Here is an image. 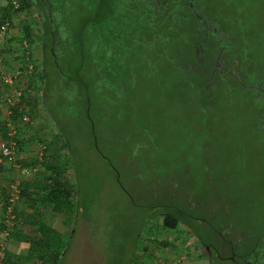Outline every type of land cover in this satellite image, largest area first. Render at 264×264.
Segmentation results:
<instances>
[{
  "label": "rangeland",
  "instance_id": "obj_1",
  "mask_svg": "<svg viewBox=\"0 0 264 264\" xmlns=\"http://www.w3.org/2000/svg\"><path fill=\"white\" fill-rule=\"evenodd\" d=\"M44 1L49 2L51 16L60 21L58 31L65 29L59 19L58 0H43L40 6ZM224 1L210 3L221 10L224 20L220 21L227 26L232 5ZM233 1L243 3V29L249 31H245L248 40L256 43L262 63L264 0ZM5 2L0 0V11ZM32 13L15 14L9 29L25 21L38 33V13ZM33 46L41 58L38 39L28 45L30 51ZM37 64L42 70L40 59ZM46 64L49 81L44 102L55 108L52 114L66 143L53 156L68 162L66 180L76 189L72 198L76 212L71 205L65 215L48 210V215L38 219L18 216L14 230L34 239L42 230L40 226H52L60 234L59 264H232L225 257L229 244L237 254L249 255L261 240L258 232L264 223V137L257 130V108L250 88L240 83L238 89L221 90L219 97L214 98L213 93L208 96L211 99L200 101L196 89L182 82L181 74L175 75L167 61L156 60L149 80L140 81L138 75L132 93L116 103L120 119L109 115L113 106H100L102 99L98 98L90 102L87 120L85 100L68 93L65 101V93L58 92L64 87L49 55ZM37 85L39 99L34 100L31 114L35 125L39 123V130L44 131L40 140L44 138L51 148L52 135L56 137L59 130L49 123L51 115L43 106L42 76ZM19 174L14 170L8 181L21 183ZM25 176L42 182L46 169ZM31 188V194L37 195L38 186ZM153 211L179 213V223L173 229L157 226L161 215L151 218ZM193 230L206 235L216 232L223 242L222 256L209 257L210 261L204 255L196 256L202 247ZM160 240L168 243L160 246ZM5 243L7 251L17 249L10 238ZM25 245L29 244L21 246ZM25 264H40V260Z\"/></svg>",
  "mask_w": 264,
  "mask_h": 264
},
{
  "label": "trees",
  "instance_id": "obj_2",
  "mask_svg": "<svg viewBox=\"0 0 264 264\" xmlns=\"http://www.w3.org/2000/svg\"><path fill=\"white\" fill-rule=\"evenodd\" d=\"M14 1L15 5L12 0H7L3 5L0 11V24L6 19L13 24L12 18L18 13L29 11L32 15L33 10L38 13L40 22L38 33L35 34L34 29L25 21L19 23L20 26L16 24L19 31L17 44L24 40L29 45L38 39L43 50L40 58L43 71L38 69L39 65L34 61L30 51L28 56L33 62V69L30 74H23L25 79L22 85L26 84L23 85L20 102L13 109L12 119L19 114L18 108L30 117L28 104L31 103V107L34 108L32 102L39 99L36 94L38 85L34 80L42 76L43 106L51 115L49 123H53L60 131V126L56 124L57 119L52 114L55 108L52 104L44 102V96L48 94L44 89L46 90L49 81L46 72L47 55L52 58L58 82L64 87L58 92L65 93V96L63 95L65 101L68 99V93H73L72 96L76 94L85 100L87 120L90 102L98 98L102 99L100 106H113L109 115L113 113V118L120 119L116 103L125 95L132 93L137 86L138 75L141 76L140 81L149 80L150 72L156 68L158 60L162 64L167 61L168 66L174 69L175 75L181 74L182 82L196 89L200 101L203 98L211 99L208 96L213 93V97L217 98L219 91L237 88L240 83L245 84L250 88V96L257 108V130L264 137V62L260 63L257 45L248 40L245 32L247 30L243 29V3L233 0L223 2L232 5L230 22L226 21L227 26H223L220 21L224 20L223 14L216 6L214 9L210 3L212 0H71V2L58 0V13L61 14L59 19L65 27L58 31L60 21L57 22L56 18L51 16L52 11L47 8L49 2L44 1L42 7L40 4L43 0H37L36 4L31 0ZM72 3L80 4L82 8H79L80 5L71 8ZM210 4L212 8H209ZM209 10L215 11L214 15L210 14ZM235 29L237 33H234ZM237 29L240 30L239 33ZM239 34L242 36L241 40L236 38ZM10 40V36L6 38V45L1 48L4 55L10 50L8 44ZM24 56V52L16 54V58L20 60ZM73 62L76 63L75 67ZM61 96L58 97L62 99ZM67 106L73 108L71 104ZM0 128V137H5L6 129L3 122ZM17 130L19 132V128ZM59 131L56 137L54 136V143L51 146L57 147V151L66 147L63 134ZM59 138L62 139L60 142L57 141ZM18 143L19 137L17 145ZM49 148L46 146L45 150ZM67 163L65 159H59V156L52 158L51 155L47 161L44 158L42 164L47 175L43 184L38 187L39 194L32 198L42 206H50L52 212L63 215L71 205H74L76 212V200H72L76 189L66 180L65 172L69 169ZM24 191L25 188L20 187L19 198L26 194ZM5 203L6 201L3 206ZM151 214L153 215L151 218L157 214L161 215L160 223L156 224L164 229L175 228L180 220L179 213L153 211ZM19 216L26 218L31 217V214ZM14 221L18 223L16 214ZM261 226L262 230L258 232L261 240L256 241L249 253L252 264H264V223ZM40 227L42 230L34 239H29L26 234L14 230L15 225L9 227L7 238L24 241L29 245L24 256L5 249L3 264H25V261L34 258H39L40 264H59L60 234L51 227L44 225ZM4 228L1 220L0 231ZM193 234L200 246L204 247L207 244L203 234L194 230ZM167 243L160 240V246Z\"/></svg>",
  "mask_w": 264,
  "mask_h": 264
},
{
  "label": "built area",
  "instance_id": "obj_3",
  "mask_svg": "<svg viewBox=\"0 0 264 264\" xmlns=\"http://www.w3.org/2000/svg\"><path fill=\"white\" fill-rule=\"evenodd\" d=\"M12 3L15 5L14 0H12ZM11 24L12 23L7 19L0 24V111H2L3 123L6 129L5 137H0V165L10 163L20 168L21 171H24V169L16 163L14 153L18 146L17 138L19 137V132L17 129L29 123L30 117L20 108H18L19 114L15 116V119L11 117H13V109L17 107L20 102V97L22 96V81L25 79L23 74L31 73L33 62L31 57L28 56L30 50L28 44H26L24 40L19 42L20 47L16 44V51L9 50L6 52V55L1 53V48H4L6 45L5 40L10 35L9 28ZM21 52H24L25 56L21 60L18 59V62L15 63L13 58L16 57V54H20ZM3 89L5 93H2ZM40 148H44V144H41ZM32 170H35V168H32ZM7 189L8 195L1 217L5 228L0 231V264H3L2 259L6 249L5 242L8 229L13 225L17 226V223L14 221L12 207L15 201L19 199V182L17 180L10 181L7 184Z\"/></svg>",
  "mask_w": 264,
  "mask_h": 264
},
{
  "label": "crops",
  "instance_id": "obj_4",
  "mask_svg": "<svg viewBox=\"0 0 264 264\" xmlns=\"http://www.w3.org/2000/svg\"><path fill=\"white\" fill-rule=\"evenodd\" d=\"M9 34H10L9 36L11 38V40L8 41V44H10V50L16 51L17 49L15 46L18 42L17 37L19 36V31L15 26H13L11 28V30L9 29ZM31 54H32L31 56L33 57L34 61L36 63H38L39 59H40V57H39L40 54H37V49L34 46H33V51L31 50ZM13 60L15 63L18 62V59L16 57H14ZM34 83L36 84V79L34 80ZM25 84L26 83H24L23 85H25ZM32 104H33V102H32ZM28 110H29V115H30V122L24 126L19 127V143H18L17 149L15 150V153H14L16 163H18V165L21 168H23L24 171H21L20 168H17L13 164H10V163H4V164L0 165V181H4V180L6 181L5 183L0 182V218L2 217L4 201L6 200V197L8 195L7 184L9 182L8 181L9 179H7V176H9V174L12 172L14 173V170L18 171L20 173L19 175H22L21 178L23 180L21 181V183H19V185H20V187L25 188L24 192H26V194H25L26 197H25V195L21 196L20 197L21 199L17 201V204H15V203L13 204V207H12L13 213L18 215V216H19V214L20 215L31 214V217H33V218L36 217V219H38L40 217H44L45 214L48 215V212H47L48 210L51 211L50 206H42L37 202V200L35 201V199L34 200L32 199V198H35L36 194H31V189H32L31 186L37 185L39 187L41 184H43L44 181L39 182L37 179L38 177L36 179H31L30 176H25V175L30 174V172L34 173L35 171H38V169L40 170V168H42L44 170L45 167L42 164L43 159L41 156H42V154H44L43 158H45V154H46L45 151H47V158H45L46 161L50 160L51 155L53 158L54 157L53 155L56 154L58 151L56 150V147H51L49 149L50 151L45 150L46 146H47V142L44 141L45 140L44 138H42V140H40L41 137H44V136H42L44 134V131L39 130V129H41L39 127V123L37 125H35L36 122L34 123L35 117H33V114H31L33 111V108L31 107V103H30V105L28 104ZM2 122H3V114H2V111H0V125ZM0 130H1V128H0ZM53 135H54V133H53ZM53 135H52V137H54ZM52 140L54 141V139H52ZM52 143H54V142H52ZM41 144H44V148H42V149L40 148ZM40 159H42V160L40 161ZM32 168H35V170H32ZM38 194H39V190H38ZM28 197H30V198H28ZM20 202L23 203V206H20L18 204ZM48 207H49V209H48ZM51 228H52V226H51ZM21 233L24 234L23 232H21ZM11 240L13 241L12 244L17 249L13 250V252L8 249L9 252L16 254V255H21V256L26 254L28 246H26V245H25V247L21 246V245L27 244L26 242L13 240V239H11ZM12 244H10V246ZM18 246L22 247V249H19Z\"/></svg>",
  "mask_w": 264,
  "mask_h": 264
},
{
  "label": "flooded vegetation",
  "instance_id": "obj_5",
  "mask_svg": "<svg viewBox=\"0 0 264 264\" xmlns=\"http://www.w3.org/2000/svg\"><path fill=\"white\" fill-rule=\"evenodd\" d=\"M32 2L33 4H36V0ZM5 3H7V0ZM203 235L207 241V244H205V246L203 245L204 247L201 246L202 249L197 250V253L195 254H201L202 256L204 255V257H207V258L215 257V255L222 256L220 255V250H221L220 244H222L223 242H219L218 238L216 237V232H210L208 233V235L204 233ZM195 241L197 242L196 238H195ZM221 241H222V238H221ZM225 257L228 258V260H231L232 264H252V258L248 255V253L237 254V252L232 249V246L230 244L228 245V254H226Z\"/></svg>",
  "mask_w": 264,
  "mask_h": 264
}]
</instances>
